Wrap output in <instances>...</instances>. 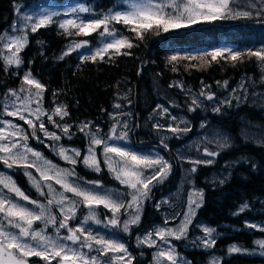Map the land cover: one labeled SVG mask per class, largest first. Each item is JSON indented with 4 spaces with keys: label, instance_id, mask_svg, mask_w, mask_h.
Instances as JSON below:
<instances>
[{
    "label": "trees",
    "instance_id": "16d2710c",
    "mask_svg": "<svg viewBox=\"0 0 264 264\" xmlns=\"http://www.w3.org/2000/svg\"><path fill=\"white\" fill-rule=\"evenodd\" d=\"M72 1L82 3L81 0ZM83 1L91 7L92 16L93 12L94 15L100 16L108 9L118 7L121 0ZM33 2L34 0H0V37L3 38L0 40V106L12 92L23 88V78L25 74L30 73V77L38 79L44 86L41 107L46 112L54 113L57 107L62 106L68 115L63 118L59 115L53 116L52 122L59 127H68V134L76 138L77 144L83 147L85 143L77 131L79 126L89 121L102 123V117L106 115V110L112 108L116 92L119 90L125 89L130 93L134 115L138 119L154 105L153 87H156V84H159V88L165 87L175 92L174 80H182L185 85L197 88L202 78H216L220 82H226L225 86H228L240 74L254 71L256 57L247 55L248 50L254 51V47L248 35H242V27L264 30V15L257 13L248 17L238 16L235 19L202 22L168 32L151 29L143 32V38H138L136 33L130 30L136 25L112 22L110 27L129 37L133 47L121 48L119 54L114 49H109L103 59L82 61L79 53L98 42L96 37L94 38L95 32L76 35L78 29L69 27L65 32L54 22L38 28L36 32L28 29L27 42L18 52L16 49H7L3 35L11 32L18 11ZM59 3L67 1L59 0ZM21 5L24 6L20 7ZM62 15L63 13H59L53 18L54 21H61ZM235 35L237 37H234ZM222 38L226 42H232L236 50L242 51L240 60L233 62L231 59L218 57L213 61L210 56H206L203 60L178 59L169 63L167 59L174 54L183 56L189 53L195 55L210 52L216 49L211 40L219 42ZM85 39L88 44L83 50H75L64 56L68 51L66 47L71 42ZM9 52L20 58L19 64L6 63L4 56ZM61 56L63 59H60ZM185 61H190L191 64H196L197 61L202 63L196 70L192 65L184 64ZM187 96L189 95L186 93L180 101L190 117V125L196 130V127H199L198 120L203 115L199 114L200 108L195 107ZM215 109L219 111L215 110L205 116L208 125L223 131L222 133L230 139L231 146L222 148L218 144L214 145L217 155L213 156V165H197L196 171L191 172L185 186L199 188L203 197L188 227L190 238L195 236V232L200 233L198 222L211 226L217 235L208 250L197 246L190 248L185 239L174 243L192 264H204L209 253L221 255L218 264H264V255L226 254L229 242L237 243L241 247H252L254 238L264 237V230L246 224L247 221L264 222V104L256 105L246 101L236 105L235 101H224ZM138 126L139 124L136 128ZM253 128L256 129V134L252 136L250 133ZM195 132H191L187 137ZM141 137L146 138L149 146L156 145L163 151L172 164L173 172L166 180L155 184L152 194L146 198L141 224L132 228V233L136 235L142 233L145 226L155 220L157 212L153 206L156 198L174 186L180 164L172 147L176 140L170 141L168 146L163 148L156 137L141 130L133 131V137L130 139L135 143L139 142ZM64 141L67 142L65 139ZM78 169L83 175L90 173V170L84 167ZM213 169H216L214 172H226L225 177L223 174L221 179L223 183L221 180L210 179L214 173ZM96 177L97 181L105 183L109 176L102 171L96 172ZM93 178L94 175H89L88 179L96 181ZM109 179L111 178H107L106 182L117 184ZM241 204L247 205L243 211L239 207Z\"/></svg>",
    "mask_w": 264,
    "mask_h": 264
},
{
    "label": "rangeland",
    "instance_id": "374dc122",
    "mask_svg": "<svg viewBox=\"0 0 264 264\" xmlns=\"http://www.w3.org/2000/svg\"><path fill=\"white\" fill-rule=\"evenodd\" d=\"M67 3H59V0L52 1V0H34L33 3H31L29 6L24 7L17 13V17L14 20V23L12 25L11 32H6L4 34V46L6 47L7 44L11 43V37L13 35H21L26 37L27 39V30H31V27L25 28L23 24H18L17 21L20 20L25 14L27 15H39L46 12H57V13H63L61 20L63 19H75L76 15H79L81 18H83L85 21L92 16V13H78V14H72L67 13L66 10L77 6V5H84L91 9V7L81 0L82 3L77 1H68ZM119 6L116 8H111L113 10H123L126 7L125 0L119 1ZM229 5L232 8L233 12H244L248 11L251 14L257 13L258 11L264 10V5L258 3V0H229ZM24 5H21L20 7H23ZM169 11L171 9H168ZM105 11L104 13L100 14L102 17L103 14L107 13ZM93 12V11H92ZM94 15V12H93ZM191 26V25H190ZM19 27L20 31L16 32L15 29ZM153 30H156L155 27L152 28ZM242 35H248L249 40L253 44L254 51L260 48H264V30H258L253 27H242ZM103 31L101 28L98 32H95L94 38L99 41L100 36L99 32ZM123 37H126L129 41L130 38L126 35H122ZM214 37L215 36H211ZM234 37H237L235 35ZM27 41V40H26ZM82 41V40H81ZM81 41H75V43H81ZM84 41H87L85 39ZM88 42V41H87ZM213 42L214 48H231L236 50V47L231 42H226L223 40V38L217 42L216 40H211ZM74 42H71L73 44ZM26 43H24L25 45ZM69 46V45H68ZM68 46L66 47V50H68ZM24 47V46H23ZM97 47V43H94V45L84 49V51H81L79 53L80 56L84 55H90L92 51H94ZM7 49H16V45H12L11 48L6 47ZM85 48V47H84ZM76 50H83V49H76ZM8 52V51H7ZM193 52V51H192ZM195 53V52H193ZM12 55V52L6 53L4 56V59L6 56ZM99 58V57H97ZM6 61V60H5ZM202 62L197 61L196 64H191L190 61H185L184 64L192 65L193 69L197 70L198 65H200ZM254 71L246 72L244 74H240L238 77H235L232 83H230L228 86L226 85V82H220L216 78L211 80L207 78H202V81L198 83L197 88L191 85H188L182 81V80H174L173 85H175V92H173L170 89H167L165 87L159 88V84H156V87H153L154 92V105L151 106V109L144 115H140L137 119L134 115V105L132 98L129 96L130 93L126 92L125 89L119 90L116 92V98L113 102L112 108L106 110V115L103 118V124L102 123H93V122H87L84 124H81L78 128V132L82 136V142L85 143V146H81L78 143V140L74 137H71L68 132H64L63 127H57L52 121L50 122L47 117L48 115H52L53 112H46V110L41 107V98L43 95V89L44 86L42 83L34 78L32 79L38 81L42 85V89H37L34 85L27 84L24 81V84L22 85L23 92L20 91L21 89L15 90L14 92L17 93V95H10L6 101H4L0 106V121H4L5 123H0V129H2V133L0 135H3L4 139L0 140V144H4L5 146L9 147L13 151L20 150L24 151L23 145L27 143L29 147H31L34 151H39L42 153L43 157L47 159L48 161H51L53 165L57 166L61 169H74V175H71L68 177V180L71 182H77V183H83L84 181H93L89 178V175L93 176L95 180L97 181L96 172L92 170L91 168L86 167L84 163V156L88 155V147L90 144V138L85 135V132H87L89 129L92 132H96L97 129L101 131L102 134H105V138H107V135L114 123L116 121H123L127 123L128 127V139L127 141H121L119 143H123L125 146L129 147L130 149L136 151L139 154L143 155H150L152 157H163L165 161H167L170 165V168L168 169L169 174L164 177L163 180H166L170 176V174L173 172L172 164L164 155L163 151L160 150V148L156 145L149 146L147 140L145 137H141L139 142H133L131 141L130 137H133V131L135 130H141L143 132L149 133L156 137L159 140V145L163 148H165V145L168 146L170 141L176 140V142L172 145L174 148V151L176 152L178 162V170L177 173L178 178L175 181V184L173 187L168 188L167 192L163 196H158L156 198V201L154 203L153 208L158 209L159 218L160 220L153 223V225H147L145 226L142 233H139V238L141 240L144 239V237L147 235V233H152V239L156 241L152 247H154V250H152V264H157L156 257L158 255V252L160 249H167L172 251L173 258L177 261V264H192L190 260L186 257H184V254L181 252L178 248V245L173 243L172 240H175L176 242L179 241L175 239L172 236L167 237V243H165L163 240H161L158 236H156V231L159 229H178L179 226L184 223L185 220V214L189 212V208L194 212V215L197 210V204H201L203 197H202V191L199 188H186V184L190 179L192 168H196L197 165H213V156L206 155L205 149H208L209 151L215 152V149L213 148L214 145H216V141L219 140L221 137L217 135V133L222 134L225 136L223 131L219 130L216 127L209 126L208 120L205 117L206 114L214 113L215 108L224 101H235V104L245 103L246 101H250L252 104H264V66L261 65V62L257 59L254 62ZM214 78V77H211ZM216 85V86H215ZM37 92H40V96H36L35 94ZM178 92V93H176ZM204 93V95H200L201 93ZM13 93V92H12ZM188 94L191 101L193 99V96H195L200 101V106L197 108L199 109V114H202L203 116L199 118L198 123L199 127H196V130L190 125V117L189 115L184 111V104L181 103L180 98L185 97V94ZM180 96H179V95ZM212 95L214 98L212 100L207 99V95ZM30 96V103L28 104V108L32 109V114L29 113V111L24 107V101L25 97ZM145 97V94L142 96ZM142 100V99H141ZM230 104V103H229ZM116 105H120L119 108L116 107ZM158 105L160 107H158ZM42 108L44 110V114L39 117V120H37V117L35 115V110L37 108ZM231 107V106H229ZM165 109H167L165 111ZM9 111H19L21 115L25 117L26 120H31L35 124L36 128V135H33V128L29 126L28 123L25 122V120L20 119L19 115H13L9 116L7 113ZM175 117V119H173ZM40 121L44 122V127L47 129L50 133H55V135L59 136L60 139L57 141L52 140L49 137H46L43 133V131L40 130ZM181 121H186L187 123H183ZM10 122V123H7ZM49 124V125H48ZM87 124L88 128H85L84 131H81V128ZM137 124L139 126L136 128ZM163 127H160V126ZM15 126V127H13ZM120 127V125H118ZM170 127H178L181 129V131H178L176 133H172L169 128ZM187 128L188 131H183V129ZM196 131L194 134L187 137L188 134L191 132ZM252 136L256 134V129L253 128V131L251 130L250 133ZM27 137V140L25 141L23 137ZM39 137L37 139L36 137ZM162 137H166L167 139H162ZM152 138V137H151ZM64 139L67 141L65 142ZM43 141V143H41ZM13 144H15V148H13ZM47 145V146H46ZM54 145V147H53ZM141 145H146L149 147H142ZM63 147L64 149H67V155L75 157V153L72 150H80L81 155L79 157H75L77 163L73 165L72 163H69L68 161H65L61 159L59 155L60 148ZM93 147L96 150V160L99 162L101 171H105L106 175L111 178L110 181H115L117 184L108 183L106 182L107 178L105 179V183H101V191H109L112 193H119L121 194L123 206L119 209V222L116 226H112L108 223V221L112 218V212L109 209H106L103 207V205L98 206L97 211L99 214V219L101 220L100 224H95L91 221L84 224L83 226L85 228L90 229L93 234L99 233L100 235H104L106 238L110 239H118L120 240V236L117 235V232L123 229V222L125 220H128L130 217H134L135 215H139V220H141V214L143 210V205L146 199H143L138 205H133L131 208L128 207L129 202L132 200V194L133 190L130 189L126 185H121L118 180L115 179L114 173L110 172L107 165L104 162V155H103V146H95ZM6 153L0 152V156H5ZM28 159L29 161H34L36 158L32 156L31 153H28ZM111 155V154H110ZM117 160H119V157H116ZM211 160L212 163H207V161ZM196 161H201L200 163H195ZM11 162V161H9ZM40 165L37 164L35 166H28L23 162L13 164L11 169H8L7 166L3 163V161H0V173H6L10 175V178L15 182V184L21 189L22 192L25 193L29 197V200L31 201H39L40 203H43L47 205L49 199H53V195L49 194L47 196H41L36 189L32 186V182L29 180V177L25 175V171L32 174L33 179L35 181H38L42 186V191L45 193H48V188L46 187V184H51L54 189L55 195L58 197L59 193L64 192V189L61 185L56 184L55 180L50 181H44L41 176L40 172L37 171V167ZM78 167H84L88 170H90L89 175H83L82 171L78 169ZM216 169H213V172ZM145 173H149L151 170L145 169ZM176 173V174H177ZM226 172H214L210 179L212 181L221 180L224 174L225 177ZM83 176V177H82ZM93 178V179H94ZM159 177H157V180ZM162 180V181H163ZM162 181L157 183V181H153L151 187V191L149 194H152V191L154 189L155 184H160ZM142 188V186H140ZM0 189H3V194L6 196H9L14 202H19L21 205L26 206L30 209L34 208V205L29 203V201L23 200L21 197H18L15 195L14 192H9L7 188H4L2 184H0ZM160 192V190H159ZM65 196L68 197V200L72 201H78L80 198L75 197L73 193L71 192H65ZM68 200H65V205H67ZM193 201V203H189V201ZM245 204H241L239 207L240 209ZM52 208V215L56 216L58 219H63V216L60 213L59 207L56 206L55 200L53 199V204L50 206ZM123 212L125 215L123 217H120V213ZM87 214V208L80 204V206L77 209L76 220H69L68 224L69 227L75 229L80 221H82L83 216ZM191 216L192 217L194 216ZM0 216L4 217L3 213H0ZM8 219L5 218L1 219L4 221V227L7 228L9 231L18 233L19 229L10 227L8 224ZM138 224V223H137ZM247 226L254 227L256 229L262 230L264 229V222L261 221H247ZM39 225L38 227H36ZM190 224H188L186 229V235L182 236L181 239H185L188 245H190V248L197 246L202 247V250H208L210 246H206L204 241L209 239L208 235L205 233V228L213 229L211 226L207 225L206 223L198 222L197 226L200 229V233L195 232V236H192L190 238L189 235V227ZM34 228L36 230H40L44 228V223L40 221H34ZM135 224H132L129 226L132 229ZM116 228V229H115ZM49 235H55L53 227L50 225L47 229ZM128 233V232H127ZM61 236H66L67 230L62 229L61 230ZM217 232H213L211 235V239L214 240L216 238ZM30 243H35V241H31L30 237L25 238ZM83 239V237H81ZM190 241V242H189ZM257 241H264V237H257L253 239V245L252 247H241L237 243L229 242L226 248V254L230 253H244V254H261V246L260 244L256 243ZM123 242V241H121ZM66 244H68L71 247H78V245H72L70 241H65ZM136 244L138 247L143 248L144 245H148L146 242L141 243L138 245V239H136ZM126 247V246H125ZM128 256L124 257V264H127V260L129 256L131 257L132 261V253L128 250ZM230 249H232L230 251ZM83 252H88L87 248L81 249ZM17 257L20 256L19 252L14 253ZM93 255L95 253H92ZM47 255H49L51 259V253L49 252ZM113 255H123V253H110V256ZM33 256V255H31ZM26 256V257H31ZM37 256V255H35ZM207 259L205 260L204 264H218L221 260V255L209 253L207 254ZM42 257V256H37ZM160 264H172L171 261H169L166 257H160ZM115 263V262H114Z\"/></svg>",
    "mask_w": 264,
    "mask_h": 264
},
{
    "label": "snow or ice",
    "instance_id": "6c2138e0",
    "mask_svg": "<svg viewBox=\"0 0 264 264\" xmlns=\"http://www.w3.org/2000/svg\"><path fill=\"white\" fill-rule=\"evenodd\" d=\"M126 7L123 10H113L109 11L103 16L93 15L90 16L86 21L79 15L75 16V19H63L61 21H54V17L59 15L57 12H46L39 15H27L25 14L20 20L17 21L18 24H23L25 28L31 27L32 32H36L38 28L47 26L51 23H58L61 29L65 32L68 31L69 27L78 29L76 35H89L92 32H97L99 29L103 31L99 32L100 40L97 42V47L90 55H85L79 57L83 60L95 61L97 57L103 59L104 54L108 52L109 49H114L118 54L121 48H131L133 44L126 37H123L121 33L114 27H110L112 22L123 23L125 25H136V27L131 28V31L136 33L138 38H143V32L151 30L155 27L157 30H162L163 32H168L172 29L186 28L190 25H195L198 23H211L219 20L235 19L238 16L248 17L251 15L250 12H233L229 5V0H125ZM258 3L264 5V0H258ZM168 9H171L170 11ZM91 9L84 5H77L66 10L67 13L78 14L87 13ZM258 15H264V12H257ZM16 32L20 31V28L15 29ZM3 38L0 37V40ZM26 37L21 35H13L11 37V43L7 44L6 47L11 48L12 45H16V51L18 52L20 48L26 43ZM88 44L87 41L82 43H73L68 46V51L64 53V56L68 55L69 52L75 51L76 49L84 48ZM127 54V53H125ZM243 53L239 50H234L231 48H216L210 52H204L199 54H186L183 56H178L177 54L169 56L167 59L169 63L176 62L178 59L195 60L210 56L213 61H216L218 57L222 59H231L233 62L240 60ZM247 55L249 57H256L261 65L264 66V48L257 49L255 51L248 50ZM63 59V56L60 57ZM6 63L12 64L20 63V58L13 53L10 56L5 57ZM207 63V62H206ZM24 81L27 84L34 85L37 89H42V85L30 77V73L25 74ZM171 86V85H170ZM23 91V89H21ZM12 95H17L13 92ZM40 96V92L35 94ZM200 95H204L202 92ZM214 97L212 95H207L208 100H212ZM30 103V96L25 97L24 107L32 114V109L28 108ZM192 104L195 107L200 106V101L193 96ZM117 108L120 105H116ZM158 107H160L158 105ZM167 109H165L166 111ZM194 110V109H190ZM219 111V109H215ZM9 116L19 115L20 119L25 120L30 127L33 128V135H36L35 124L31 120H26L19 111H9L7 113ZM44 114L42 108H37L35 110V115L37 120ZM59 115L61 118L68 115L63 107H57L52 115H48L47 119L53 121V116ZM175 119V117H173ZM54 122V121H53ZM187 123L186 121H181ZM0 123H5L0 121ZM10 123V122H7ZM40 130L43 131L46 137L51 138L54 141L60 139L55 133H50L44 127V122L40 121ZM120 125V127H118ZM15 127V126H13ZM57 127H59L57 125ZM128 125L123 121H116L114 123L105 138V134H102L99 129L96 132H92L90 129L85 132V135L90 138V144L87 149L88 155L84 156V163L86 167L91 168L95 172L99 173L101 171L99 162L96 160V150L93 147L103 146L104 162L107 165L110 172L114 173L115 179L119 181L121 185H126L133 190L132 200L129 202L128 207L131 208L133 205H138L143 199H146L151 191V185L153 181L159 183L166 177L169 172L168 169L170 165L163 157H152L150 155L139 154L136 151L125 146L121 141H127L128 139ZM160 127H163L162 125ZM88 128L85 124L81 131ZM169 130L172 133L181 131L178 127H170ZM0 129V133H2ZM183 131H188L187 128ZM64 132H68V127L64 128ZM221 138L216 141V143L222 147H230V139L227 136H223L217 133ZM39 139V137H36ZM3 135H0V140H3ZM26 141L27 137H23ZM162 139H167L162 137ZM43 143V141H41ZM47 146V145H46ZM15 148V144L12 146ZM24 151L16 150L13 151L4 144H0V152L6 153L5 156H0V161L11 169L13 164L20 162L25 163L28 166L37 167V171L40 172V176L44 181L55 180L56 184H59L64 189V192L59 193L58 197L54 193L53 186L51 184H46L48 188V193L42 191V186L38 181L33 179L31 173L25 171V175L29 177L32 182V186L41 196H47L49 194L53 195L56 206L59 207L60 213L63 219H58L56 216L52 215L53 199H49L47 205L40 203L39 201H31L29 197L25 195L24 192L15 184V182L10 178V175L6 173H0V184L4 188H7L9 192H14L16 196L21 197L25 201L34 205V208L30 209L26 206L21 205L19 202H14L9 196L3 194V189H0V213H3L5 218L8 219V224L10 227L18 228L19 232L15 233L9 231L4 227V221L0 220V264H26L23 257L37 255L42 256L44 259H50L49 252L51 253V258L59 257L60 261L65 262V264H124V257L128 256L127 248L125 244L118 239L106 238L104 235L99 233L93 234V232L85 228L83 225L89 221L100 224L99 214L97 211L98 206L103 205L104 208L109 209L112 212V218L108 223L112 226H116L119 222V209L123 206L121 194L112 193L109 191H101V184L99 181H84L83 183L71 182L68 177L74 175V169H61L53 165L51 161L45 159L39 151H34L31 147L25 143L23 146ZM54 147V145H53ZM167 147V145H165ZM75 153V157L81 155L80 150H72ZM68 150L63 147L60 148L59 155L61 159L68 161L75 165L77 163L75 157L67 155ZM28 153H31L36 159L34 161H29ZM206 155L215 156L217 153L205 149ZM111 154V155H110ZM116 157L120 159L117 160ZM11 161V162H9ZM201 161H196L195 163H200ZM207 163H212L211 160ZM145 169L151 170L149 173H145ZM195 172L196 168H192ZM157 177L159 179L157 180ZM224 181L221 180V183ZM142 186V188L140 187ZM65 192H71L75 197L80 198L78 201L68 200V197L64 195ZM65 200H68L67 205H65ZM193 203V201H189ZM83 204L87 208V214L83 216L82 221L78 226L73 229L69 227V220L77 219V209ZM199 207V204L196 205ZM245 204L241 211L246 208ZM194 215L191 207L189 212L185 214L184 223H182L178 229H159L156 231V236L167 243V237L172 236L179 240L182 236L186 235V229L188 224L191 223V216ZM34 221H40L44 223V228L36 230L34 228ZM139 222V215L130 217L128 220L123 222V232H129V226L132 224H137ZM52 226L55 235L48 234V227ZM66 229L67 235L61 236V230ZM264 230V229H262ZM205 233L208 235L209 239L205 240L206 246H210L214 241L211 239V235L214 229L205 228ZM30 237L31 241L35 243H30L25 238ZM83 237V239H81ZM65 241H70L72 245H78V247H71L65 243ZM147 243L152 246L156 243L152 239V233L149 232L144 237L143 240L138 238V245L141 243ZM256 243L261 246V254L264 255V241H257ZM87 248L88 252H83L81 249ZM232 249H230L231 251ZM19 252L20 256L17 257L14 253ZM92 253H95L94 255ZM109 253H123V255H113L109 257ZM160 257H166L172 264H177V261L173 258L172 251L167 249H160L156 257L157 264H160ZM127 264H131V257L129 256Z\"/></svg>",
    "mask_w": 264,
    "mask_h": 264
},
{
    "label": "flooded vegetation",
    "instance_id": "af4514ba",
    "mask_svg": "<svg viewBox=\"0 0 264 264\" xmlns=\"http://www.w3.org/2000/svg\"><path fill=\"white\" fill-rule=\"evenodd\" d=\"M165 193L161 194L160 197L165 195ZM155 211L157 212L155 216V220L151 224H148V226L153 225V223L160 220L159 215H158L159 213L158 209H155ZM124 215L125 213L123 212L120 213V217H123ZM0 218L5 219L2 216H0ZM140 222L141 220H139L138 224H141ZM138 224H135V225H138ZM38 226L39 225H37L36 227ZM117 235L120 236V240L123 241L125 246L128 247V250L132 253L131 264H152L151 255H152V250H154V247L149 246V245H144L143 248L138 247L136 244V239L139 238V235L132 233L131 228L128 233H125L123 232V230H120L119 232H117ZM172 241L173 243L176 242L175 240H172ZM107 255L110 256V253ZM23 258L25 259L26 264H65V262L60 261L59 257L46 260L43 257L40 258V257L33 255L31 257H23Z\"/></svg>",
    "mask_w": 264,
    "mask_h": 264
},
{
    "label": "bare ground",
    "instance_id": "6f19581e",
    "mask_svg": "<svg viewBox=\"0 0 264 264\" xmlns=\"http://www.w3.org/2000/svg\"><path fill=\"white\" fill-rule=\"evenodd\" d=\"M82 42H84V40H82L81 43H82ZM86 46H87V45H86ZM86 46H85V47H86ZM81 49H83V48H81Z\"/></svg>",
    "mask_w": 264,
    "mask_h": 264
}]
</instances>
